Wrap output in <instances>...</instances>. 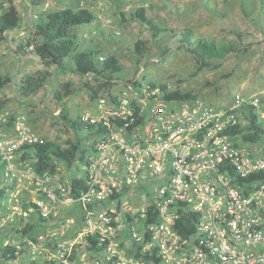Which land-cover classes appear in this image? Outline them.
<instances>
[{"label":"built area","instance_id":"2783aa9c","mask_svg":"<svg viewBox=\"0 0 264 264\" xmlns=\"http://www.w3.org/2000/svg\"><path fill=\"white\" fill-rule=\"evenodd\" d=\"M150 83L131 79L105 115L90 119L106 130L78 160L76 188L21 160L29 197L16 199L8 224L17 233L20 215V228L46 231L17 233L20 241L7 245L26 252L12 264L24 254L44 264H264V138L234 132L247 123L239 107L252 105L262 116L263 98L220 107L169 100ZM10 121L0 112V205L7 206L14 159L23 145L43 141L24 116Z\"/></svg>","mask_w":264,"mask_h":264},{"label":"rangeland","instance_id":"374dc122","mask_svg":"<svg viewBox=\"0 0 264 264\" xmlns=\"http://www.w3.org/2000/svg\"><path fill=\"white\" fill-rule=\"evenodd\" d=\"M21 15L18 29L7 33V41L0 42V75H8L11 81L0 86V112L11 119L24 116L26 125L32 133L43 140H53L67 146L68 141L83 138L82 147H88L95 136L86 137L78 133L71 124L62 118L63 109L73 120L100 118L114 104V99L126 90L129 79L139 78L142 82L156 81L167 83L171 89L192 91L202 101L220 107H228L237 97L260 95L264 113V8L260 0H45L33 5L31 0H12ZM9 0H0V7H9ZM147 8V15L154 19L152 26H146L130 16L139 7ZM66 7L88 8L97 14L90 24L76 27L81 38V49L90 51L99 46L102 55L115 53L123 70L119 76L98 81L93 74L63 72L52 68L53 75L36 94L24 97L20 93L22 79L41 68V60L33 52L22 56L19 44L25 43L34 29L36 17L43 10H60ZM171 28L172 32L161 33L157 38L153 30L159 27ZM191 29L193 38L206 35L219 43L239 41L248 48L246 53H233L220 61L217 69H198L194 56L181 43L182 32ZM142 38L147 41L148 53L140 58L135 51V42ZM169 52L164 54V50ZM110 79V78H109ZM73 81L81 89L62 102L55 99V90L60 83ZM88 83L101 91L98 98L92 99L83 84ZM264 120V115L261 116ZM10 125L13 121H10ZM80 162L70 167L59 163L56 180L71 181L77 173ZM13 200L0 205V246L19 242L20 236L9 225L8 215L16 199H27L28 178L26 166L21 159H14ZM63 215L73 213L62 207ZM62 215V216H63ZM35 219V217H32ZM46 231L38 225L34 235ZM30 254H24L13 264H28ZM0 264L5 262L0 254Z\"/></svg>","mask_w":264,"mask_h":264},{"label":"trees","instance_id":"16d2710c","mask_svg":"<svg viewBox=\"0 0 264 264\" xmlns=\"http://www.w3.org/2000/svg\"><path fill=\"white\" fill-rule=\"evenodd\" d=\"M9 7L6 9L0 7V42L7 41V33L16 30L20 27L22 19L20 12L14 2L9 0ZM45 0H31L33 5L44 3ZM264 8V0H260ZM130 16L133 20H137L146 26H152L154 19L147 15V8L142 6L131 11ZM97 19V14L88 8L75 9L66 7L60 10H43L38 13L33 31L25 41L19 44V53L25 56L31 52L35 53L43 68L26 75L19 85L20 93L24 97H30L39 92L46 84V81L53 75L52 68H58L63 72H76L79 74H93L96 79L102 82L105 79L111 80L115 76H119L123 67L119 63V59L115 53H109L102 61L99 57L104 52L102 47H95L89 52L81 49V38L76 31V27L83 24H90ZM168 27H159L153 30V36L157 38L161 33L172 32ZM193 31L189 28L182 32L181 43L190 52L198 69L204 68L217 69L221 66L220 61L226 59L233 53H246L248 48L242 44L240 32H236L239 41H229L219 43L215 38L199 35L193 38ZM135 51L140 58H143L149 51L147 41L139 38L135 42ZM169 52V48L164 50V54ZM1 56V54H0ZM110 78V79H109ZM129 79L128 81H130ZM11 77L8 75H0V86L10 82ZM156 81H151L150 85L157 84ZM164 92L165 98L169 100H190L196 99L197 94L192 91H182L179 89H171L167 83H158ZM135 86H140L138 81H135ZM92 99L98 98L101 91V84L98 87L88 83L83 84ZM81 87L77 86L73 81H65L60 83L55 90L54 96L58 102L64 101L71 95L78 92ZM5 104V101L0 102V107ZM247 121L246 124H240L235 127V133H241L244 140L260 141L264 138V120L258 111L252 105H241L239 107ZM62 118L72 125L78 133H84L86 137L102 134L106 130L103 122H92L90 119L79 117L77 120L70 118V114L63 109ZM13 118L11 119V121ZM83 138L77 141H68L67 146H63L53 140H43L34 143L30 146L23 145L22 161H30L33 167L39 172H49L56 174L59 169V163L65 162L72 167L76 161L85 162L86 155L89 152L88 147H82ZM92 146V145H91ZM90 146V147H91ZM6 163L0 159V174ZM80 169V167H77ZM82 181L77 177L72 178V185L76 188ZM74 190V189H73ZM4 191L0 192V196ZM27 206L26 203H24ZM45 221V219H41ZM16 230L19 235L33 237V230L36 225H22V218L16 215ZM1 230V229H0ZM22 246L24 244L22 243ZM26 251L18 250L14 245H1L0 254L2 259L9 263L18 259ZM29 264H44L38 261H32Z\"/></svg>","mask_w":264,"mask_h":264},{"label":"crops","instance_id":"0c3cea01","mask_svg":"<svg viewBox=\"0 0 264 264\" xmlns=\"http://www.w3.org/2000/svg\"><path fill=\"white\" fill-rule=\"evenodd\" d=\"M35 54V53H34ZM35 56H37L36 54H35ZM38 57V56H37ZM39 58V57H38Z\"/></svg>","mask_w":264,"mask_h":264}]
</instances>
